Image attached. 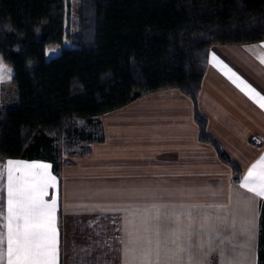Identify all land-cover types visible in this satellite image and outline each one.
Here are the masks:
<instances>
[{
	"label": "crops",
	"instance_id": "crops-1",
	"mask_svg": "<svg viewBox=\"0 0 264 264\" xmlns=\"http://www.w3.org/2000/svg\"><path fill=\"white\" fill-rule=\"evenodd\" d=\"M213 54L264 95V41L212 46L197 98L207 133L242 177L264 156V109L213 66ZM100 123L103 139L63 166L61 177L47 161L0 159L51 165L57 187L45 199L57 198L58 264H124L129 233L151 239L154 249L159 241L161 251L190 249L204 264H258L262 201L239 188L215 148L199 140L189 97L177 89L149 93Z\"/></svg>",
	"mask_w": 264,
	"mask_h": 264
},
{
	"label": "trees",
	"instance_id": "trees-1",
	"mask_svg": "<svg viewBox=\"0 0 264 264\" xmlns=\"http://www.w3.org/2000/svg\"><path fill=\"white\" fill-rule=\"evenodd\" d=\"M261 41L264 0H0V58L17 94L3 105L0 83V159L47 161L61 177L103 139L101 116L177 89L193 103L199 140L238 182L242 171L207 133L197 98L212 46ZM50 49L58 55L48 58Z\"/></svg>",
	"mask_w": 264,
	"mask_h": 264
},
{
	"label": "snow or ice",
	"instance_id": "snow-or-ice-1",
	"mask_svg": "<svg viewBox=\"0 0 264 264\" xmlns=\"http://www.w3.org/2000/svg\"><path fill=\"white\" fill-rule=\"evenodd\" d=\"M211 60L213 66L218 67L241 92L264 109V95L214 54ZM260 62L264 64V59ZM11 71L0 60V83L4 82L5 75L11 79ZM50 168V164L42 162L9 160L0 163V181L6 178L0 188L6 191V207L0 210V264H58L57 198L53 196L51 201L45 199L48 189L57 187V177L52 175ZM239 188L264 201V156L241 177ZM251 210L255 212L257 209ZM159 215L158 211L154 219L159 220ZM142 223L145 221L142 220ZM129 236L124 251L126 256L131 254V259H125L124 264H183L185 254L189 257V264H204L203 258L195 259L190 249L178 246V250L168 248L161 251L159 241L154 249L151 239L141 243L132 238L131 233ZM228 264L235 262L229 261Z\"/></svg>",
	"mask_w": 264,
	"mask_h": 264
},
{
	"label": "rangeland",
	"instance_id": "rangeland-1",
	"mask_svg": "<svg viewBox=\"0 0 264 264\" xmlns=\"http://www.w3.org/2000/svg\"><path fill=\"white\" fill-rule=\"evenodd\" d=\"M77 9V6H75ZM73 29V26L72 28ZM65 46L69 47L70 45L65 42ZM59 50L58 49H50L47 51V57H53L58 55ZM0 60H2V58H0ZM3 64L6 65L7 68L11 69V67L9 65H7L6 63H4V61L2 60ZM12 70V69H11ZM11 78H12V71H11ZM1 87H2V95H1V103L3 105H14L17 101V94H16V89L14 88L11 79L7 78V75H5V79L4 82L1 83ZM81 126L86 127L84 124L80 123ZM102 130V135H103V128L101 127Z\"/></svg>",
	"mask_w": 264,
	"mask_h": 264
},
{
	"label": "clouds",
	"instance_id": "clouds-1",
	"mask_svg": "<svg viewBox=\"0 0 264 264\" xmlns=\"http://www.w3.org/2000/svg\"><path fill=\"white\" fill-rule=\"evenodd\" d=\"M8 26L10 27V22H9V25ZM29 63H31V62H29Z\"/></svg>",
	"mask_w": 264,
	"mask_h": 264
}]
</instances>
